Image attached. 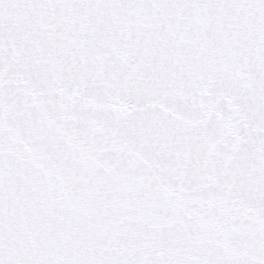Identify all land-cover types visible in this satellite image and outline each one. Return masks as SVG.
<instances>
[{
    "label": "snow or ice",
    "instance_id": "snow-or-ice-1",
    "mask_svg": "<svg viewBox=\"0 0 264 264\" xmlns=\"http://www.w3.org/2000/svg\"><path fill=\"white\" fill-rule=\"evenodd\" d=\"M0 264H264V0H0Z\"/></svg>",
    "mask_w": 264,
    "mask_h": 264
}]
</instances>
